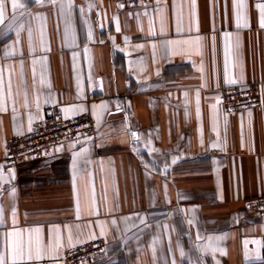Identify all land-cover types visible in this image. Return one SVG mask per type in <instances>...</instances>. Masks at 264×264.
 Wrapping results in <instances>:
<instances>
[{
  "label": "crops",
  "instance_id": "0c3cea01",
  "mask_svg": "<svg viewBox=\"0 0 264 264\" xmlns=\"http://www.w3.org/2000/svg\"><path fill=\"white\" fill-rule=\"evenodd\" d=\"M18 2L0 24L7 264L12 232L39 238L28 264H68L97 238L85 264H264V218L245 204L264 195V1L242 0L240 28L233 0ZM252 82L261 106L226 113L220 88ZM49 106L91 113L95 135L5 168L7 140Z\"/></svg>",
  "mask_w": 264,
  "mask_h": 264
},
{
  "label": "built area",
  "instance_id": "2783aa9c",
  "mask_svg": "<svg viewBox=\"0 0 264 264\" xmlns=\"http://www.w3.org/2000/svg\"><path fill=\"white\" fill-rule=\"evenodd\" d=\"M114 1L121 6H139L155 4L163 0ZM220 101L226 113L260 107L262 104L260 83L252 82L245 86H222ZM45 112V118L35 122L31 130L21 135L12 136L7 140L4 156L5 168H15L24 158L35 157L50 148L85 139L96 133L95 121L91 113L66 117L56 106L47 107ZM245 204L249 211L264 218V195L247 199ZM106 245V241L102 238L93 239L65 250L63 259L68 264H85L95 255L103 253Z\"/></svg>",
  "mask_w": 264,
  "mask_h": 264
},
{
  "label": "snow or ice",
  "instance_id": "6c2138e0",
  "mask_svg": "<svg viewBox=\"0 0 264 264\" xmlns=\"http://www.w3.org/2000/svg\"><path fill=\"white\" fill-rule=\"evenodd\" d=\"M49 3L55 5L58 0H48ZM234 2V8L236 9L235 13V19H236V24L237 28L241 27V13L240 9L244 7L242 0H233ZM36 3L38 4H43L44 0H36ZM195 5V0H193V6ZM70 6V5H69ZM25 7L24 4L19 3L18 0H11V8L13 11V20L16 19L15 13L18 9H23ZM256 7L259 10V21H260V26L264 27V4H257ZM5 20V3L4 0H0V24H3ZM246 26V25H245ZM19 27H23L21 24ZM19 35V31L17 32ZM29 36H31V30H29ZM33 64H35V61H33ZM229 83H236L235 80H229ZM219 102V101H218ZM2 110V109H0ZM65 112L70 111V109H64ZM29 123L31 124V118ZM31 130V129H29ZM135 136V133L132 134ZM60 149H57L59 151ZM78 155L74 153V156ZM75 163V161H74ZM14 192V189L12 190ZM3 215V208L0 207V216ZM15 216V212L13 211V217ZM37 234L41 232L40 228H35L33 230ZM8 236L13 237V242L11 245V264H28V262H31L33 260H40L44 256V250L43 246L39 242V238L37 240V243L34 247L33 241L31 239V234H29V237L27 241H25L22 238V234L19 232H12L8 233ZM19 238V239H15ZM69 239H71V236H69ZM53 252H55V248L52 249ZM0 264H7L6 258L4 255H0Z\"/></svg>",
  "mask_w": 264,
  "mask_h": 264
}]
</instances>
